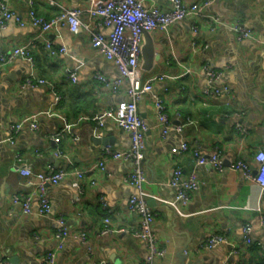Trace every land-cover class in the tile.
Segmentation results:
<instances>
[{"label": "crops", "instance_id": "crops-1", "mask_svg": "<svg viewBox=\"0 0 264 264\" xmlns=\"http://www.w3.org/2000/svg\"><path fill=\"white\" fill-rule=\"evenodd\" d=\"M102 0H34L37 15L49 19L71 8H87ZM146 7H171L169 0H140ZM197 3L204 15L198 31L193 21L185 19L169 25L166 31L147 32L153 46L154 59L149 69L140 66L142 78L167 75L156 80L152 89L137 102L139 115L148 127L142 166L146 180L141 191L154 213L152 223L159 244L166 254L153 264H179L176 253L184 246L191 264H264V239L259 215L264 214V192L234 168L238 159L252 167L257 150L264 147V0H183ZM10 11L23 19L27 16V0H8ZM83 20H87L85 13ZM217 22L213 26L211 19ZM236 22L251 29L252 37L237 39L232 30ZM93 30L107 34L110 29L96 26ZM40 28L20 25L10 19L0 28V53L30 43L33 66L20 57L0 68V258L6 264H45V256L56 246V219L62 216L69 235L57 252L56 264H139L147 255V247L136 236L138 215L129 210L127 200L138 189L126 181L130 162L105 159V171L98 168L105 146L128 149V134L113 120L97 124L94 116L115 106L125 98L114 93L95 78L100 73L109 79L119 76L116 64L91 46L90 34L83 28L71 32L65 23L47 33L53 46H64V54L51 56L40 38ZM192 39L197 48H191ZM145 42V38L143 44ZM208 64L220 72L215 87L226 85L234 94L205 96L209 82L202 71ZM188 69V72L186 71ZM51 81L60 95L52 107L57 115L41 113L37 128L28 123L7 142L9 128L23 118L42 111L54 102L47 85L24 86L31 71ZM76 73L72 82L69 73ZM162 98L173 125L183 124L180 131L160 132L153 96ZM68 127L58 142L52 136ZM196 123H187V120ZM241 124L242 131L236 128ZM106 140V144L101 141ZM197 143L208 156L219 150L224 161L221 171L209 165L197 166L199 186L186 206L175 199L170 185L172 169L178 165L184 172L194 167L189 152L178 157L170 148L181 142ZM58 149L84 171L83 193H78L76 178L69 174L56 185L46 186L50 212L40 215L38 199L32 201V213L24 214L11 198L28 193L27 178L16 168V156H22L33 170L49 164L62 167L66 158L55 156ZM105 218L108 221L105 222ZM252 226L251 244L243 240L242 226ZM84 232L86 239L79 234ZM227 241L212 249L200 247L213 234Z\"/></svg>", "mask_w": 264, "mask_h": 264}, {"label": "built area", "instance_id": "built-area-1", "mask_svg": "<svg viewBox=\"0 0 264 264\" xmlns=\"http://www.w3.org/2000/svg\"><path fill=\"white\" fill-rule=\"evenodd\" d=\"M171 7L163 9L159 6H144L140 0H102L97 3H91L87 8H71L63 10L49 19H45L36 14L34 9V0H27L29 9L25 19L15 16L10 11L8 0H0V28H4L10 19H15L20 25L30 24L40 28V38L51 56L64 54L66 48L64 46H53L47 38V33L59 24L65 23L71 32H77L80 28L85 29L90 34L91 46L96 48L106 59L113 61L119 71V76L109 79L106 76L96 73L94 76L104 87L114 93L123 92L125 98L120 100L115 106L102 111L100 116L95 115L98 125L103 124V119H111L123 131H125L130 140L128 149H113L105 146L102 150V157L98 161V168L105 171V159L111 158L122 162H130L132 168L126 175V181L139 190L136 194H131L127 200L130 211L138 215L139 223L135 232L147 247V255L139 264H153L157 257L166 254L165 247L160 246L158 237L153 231L152 223L154 221V213L147 204L145 197L141 191L142 184L146 180V174L142 166V160L145 156L146 140L145 135L148 129L145 120L139 115L137 110V102L141 96L152 89V85L156 80H161L167 75H153L145 80L142 78V70L140 66L141 49L144 41V32L152 30L166 31L172 23L185 19L193 21L192 30L198 31L199 23L203 18L200 7L197 3L186 4L183 0H169ZM85 13L87 20H83L82 14ZM95 21L96 26L109 28L107 34H102L93 30L92 23ZM211 21L217 22L213 17ZM232 30L236 34L237 39L252 37V31L243 23L236 22L232 25ZM197 40L192 39L191 48H197ZM33 46V45H32ZM31 44L15 46L7 53H0V68L12 62L16 57L27 60L33 66V57L31 54ZM188 72V69L186 70ZM209 86L203 91L205 96H217L220 94H234L226 86L215 87L213 83L220 78V72L212 69L208 64L202 66ZM69 78L72 82L76 81V73L70 72ZM24 86L47 85L54 95V102L49 108L34 112L21 121L9 128L7 142L14 144V135L19 131L21 126L28 123L32 129L37 128V122L41 113L48 116L57 115L53 112L52 107L58 104L60 95L55 90L54 84L36 75L35 71H31L30 75L24 80ZM153 102L155 107L156 120L160 126V132L165 135L170 129L180 131L183 124L173 125L161 97L154 95ZM64 126L52 136L53 140L58 142L62 132L68 127L65 116H60ZM187 123L194 124L196 121L187 120ZM236 128L242 131L241 124H237ZM189 152L194 160V167L184 172L182 167L176 165L172 169L170 176V185L175 190V199L182 206H186L191 194L198 188V174L196 167L209 165L213 169L221 171L224 168V161L219 150L212 154L203 155L197 143L188 145L187 142H181L178 146L170 148V154L178 157ZM55 156L66 158L68 164L62 167H55L49 164L43 170H33L31 165L25 161L22 156H16V168L21 175L27 178L26 184L31 187L28 193L13 195L11 200L13 203H19L24 214L32 213V201L36 197L38 199V211L40 215H46L50 212V203L46 196V186L56 185L69 174L76 178V186L78 193H83L81 180L84 177V171L71 168L73 165L71 160L56 149ZM234 168L239 170L244 177L256 184L262 192H264V147L257 150L255 154V165L252 167L245 161L238 159L234 163ZM108 218H105V222ZM57 228L54 236L57 240L56 246L50 250L45 256V264H56L57 252L63 248L64 240L69 235L68 227L62 216L56 219ZM259 225L262 230L264 239V214L259 215ZM252 226L250 223H244L242 226L243 240L247 244H251ZM82 240L86 239L84 232L79 234ZM226 236L222 234H213L200 244L201 248L212 249L218 244L226 242ZM0 264H6L1 260ZM99 264H110L106 260H101ZM224 264H230L225 262Z\"/></svg>", "mask_w": 264, "mask_h": 264}, {"label": "water", "instance_id": "water-1", "mask_svg": "<svg viewBox=\"0 0 264 264\" xmlns=\"http://www.w3.org/2000/svg\"><path fill=\"white\" fill-rule=\"evenodd\" d=\"M144 38H145V42L141 49V56L143 60L142 67L144 69H149L154 59V52H153L152 42L150 40V37L148 36L147 31L144 32ZM101 142L103 144H106V140H102ZM176 255L178 257L179 264H191V262L188 260L187 251H186L185 246L182 249H180L176 253Z\"/></svg>", "mask_w": 264, "mask_h": 264}]
</instances>
